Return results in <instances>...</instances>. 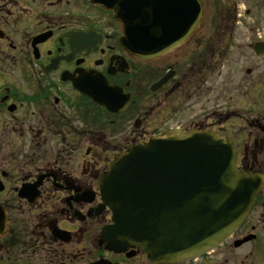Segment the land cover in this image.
<instances>
[{
	"label": "flooded vegetation",
	"instance_id": "obj_1",
	"mask_svg": "<svg viewBox=\"0 0 264 264\" xmlns=\"http://www.w3.org/2000/svg\"><path fill=\"white\" fill-rule=\"evenodd\" d=\"M133 1L0 0V264H154L137 246L115 253L101 242L111 211L99 179L120 152L169 129L227 135L237 167L264 174V0H201L194 33L149 60L123 46L118 13ZM207 73H218L208 105ZM107 83L119 111L94 101L107 99ZM206 258L264 264V184L222 246L176 264Z\"/></svg>",
	"mask_w": 264,
	"mask_h": 264
},
{
	"label": "water",
	"instance_id": "obj_2",
	"mask_svg": "<svg viewBox=\"0 0 264 264\" xmlns=\"http://www.w3.org/2000/svg\"><path fill=\"white\" fill-rule=\"evenodd\" d=\"M133 4L142 11L137 26L128 23L130 15L124 10L119 14L129 41L123 46L143 59L189 38L202 15L197 0ZM106 88L108 99L94 98L109 105L114 88ZM100 182L103 200L113 212V223L102 233L107 249L123 252L138 245L151 261L175 263L196 258L227 239L249 214L264 175L238 169L233 144L225 137L171 130L122 152Z\"/></svg>",
	"mask_w": 264,
	"mask_h": 264
},
{
	"label": "rangeland",
	"instance_id": "obj_3",
	"mask_svg": "<svg viewBox=\"0 0 264 264\" xmlns=\"http://www.w3.org/2000/svg\"><path fill=\"white\" fill-rule=\"evenodd\" d=\"M223 5H225L224 2H222ZM244 4V3H242ZM242 13L244 12V9H241ZM219 18V14H217V16L214 17V22L215 25L217 24ZM241 33L245 34L246 33V26L244 24V26H241L240 28ZM208 32V31H207ZM214 33V31H212ZM212 34V33H211ZM217 34L213 36V42L211 43V45L209 47L206 48V52H207V59H212L211 57L215 54L216 51V43L217 41H214V39H217ZM244 37V36H243ZM221 53V58L216 57L215 61H220L221 63V71L225 72V71H229L230 70V61H231V50H230V46L227 44L225 46L222 47V51ZM243 65H245V63H243ZM227 73V72H226ZM217 79H218V73H214V74H208L207 73V79H206V85H205V104L208 105V102L210 99H212L214 97V90L216 88V83H217ZM97 248L95 247V253L97 252ZM210 260V258H206L205 264H208V261ZM136 262L139 264L141 261L140 260H136ZM200 262V261H199Z\"/></svg>",
	"mask_w": 264,
	"mask_h": 264
},
{
	"label": "bare ground",
	"instance_id": "obj_4",
	"mask_svg": "<svg viewBox=\"0 0 264 264\" xmlns=\"http://www.w3.org/2000/svg\"><path fill=\"white\" fill-rule=\"evenodd\" d=\"M66 73V72H65ZM81 82H84V78L83 79H81ZM75 87L78 89V84L75 82ZM95 101V100H94ZM120 101V100H119ZM129 101H131L130 100V98L128 99V101L125 103V105L129 102ZM96 102V101H95ZM123 102V101H122ZM97 103V102H96ZM128 105V104H127ZM107 226V225H106ZM105 227V226H104ZM104 227L102 228V230H101V235H102V233H103V229H104ZM132 246H137L138 248H139V246L138 245H132ZM140 249V251L143 253V254H145L142 250H141V248H139ZM150 262H152V263H154V264H163V263H158V262H154V261H151L150 260Z\"/></svg>",
	"mask_w": 264,
	"mask_h": 264
}]
</instances>
